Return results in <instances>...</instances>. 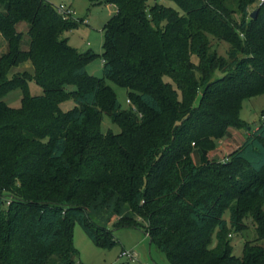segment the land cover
I'll use <instances>...</instances> for the list:
<instances>
[{
  "label": "trees",
  "instance_id": "obj_1",
  "mask_svg": "<svg viewBox=\"0 0 264 264\" xmlns=\"http://www.w3.org/2000/svg\"><path fill=\"white\" fill-rule=\"evenodd\" d=\"M90 1L115 7L103 76L87 67L98 53L65 35L84 18L0 0V264H84L76 221L102 247L117 242L110 221L142 228L173 264H264V245L246 240L239 256L231 238L248 218L264 238V108L228 160H209L231 127L249 128L243 100L264 93V0ZM104 114L119 132L102 131Z\"/></svg>",
  "mask_w": 264,
  "mask_h": 264
},
{
  "label": "rangeland",
  "instance_id": "obj_2",
  "mask_svg": "<svg viewBox=\"0 0 264 264\" xmlns=\"http://www.w3.org/2000/svg\"><path fill=\"white\" fill-rule=\"evenodd\" d=\"M56 4L62 3L68 6L73 11L74 17L84 18L80 25L65 33L69 37V43L80 51L92 49L96 53L93 59L88 62V71L96 76H103V41L104 31L103 26L111 17L115 8L108 3L92 4L90 0H52ZM166 5L173 6L181 10L174 0H158ZM154 0H150L153 3ZM255 3L252 10L255 9ZM2 38L0 34V39ZM26 40V39H25ZM24 40V41H25ZM2 41V40H1ZM6 46V45H5ZM0 43V53L5 49ZM228 44L224 41L213 39L212 50L218 48L219 53L226 55ZM14 69L23 70L24 68ZM11 74V73H10ZM107 82L115 89L118 99L124 108L130 106L128 101L127 89L107 79ZM30 90L32 94H41L43 88L35 81H30ZM5 100L11 106H19L21 104V90L14 89L5 96ZM75 105L73 99L68 98L61 103L63 110H69ZM264 108V93L249 98H245L242 102L241 117L249 122V128L254 129L259 125L261 110ZM101 128L103 132L112 130L119 132L118 124L113 123L107 114H104ZM248 133L246 127L236 128L231 127V134L221 138L209 152V160L225 161L228 160L229 154L238 147L243 138ZM245 139V138H244ZM193 158L199 163V154L193 152ZM229 216L228 211L225 214ZM247 227L243 231L231 232L234 253L241 256L246 240L255 241L264 245V238L258 239V233L255 223L251 218L246 219ZM108 228L113 231L117 242L111 247H102L97 245L85 232L82 225L76 221L74 224V244L79 250L78 261L84 264H173L165 252H163L156 243H151L147 232L142 228L135 227H118L114 221L108 223ZM135 249L138 252V258L135 261L122 256V250Z\"/></svg>",
  "mask_w": 264,
  "mask_h": 264
},
{
  "label": "built area",
  "instance_id": "obj_3",
  "mask_svg": "<svg viewBox=\"0 0 264 264\" xmlns=\"http://www.w3.org/2000/svg\"><path fill=\"white\" fill-rule=\"evenodd\" d=\"M57 7H58L59 11L64 12V13H68L71 10V8L63 5L62 3L57 4ZM121 255L126 256L128 259H130L132 261H135L138 258V252L135 249H126L125 248L122 250Z\"/></svg>",
  "mask_w": 264,
  "mask_h": 264
},
{
  "label": "crops",
  "instance_id": "obj_4",
  "mask_svg": "<svg viewBox=\"0 0 264 264\" xmlns=\"http://www.w3.org/2000/svg\"><path fill=\"white\" fill-rule=\"evenodd\" d=\"M113 6V5H112ZM114 7V6H113ZM115 8V7H114ZM18 68H24V69H28V70H31L32 69V63H31V61H26V62H23V63H21L19 66H17ZM14 69H17L16 67L14 68ZM13 69V72H15V70ZM17 71H19V70H17ZM258 126H256L255 128H257ZM250 130V128H248V131ZM248 134V133H247ZM246 134V135H247ZM246 135H245V137H246ZM244 137V138H245ZM244 138H243V140H244Z\"/></svg>",
  "mask_w": 264,
  "mask_h": 264
},
{
  "label": "water",
  "instance_id": "obj_5",
  "mask_svg": "<svg viewBox=\"0 0 264 264\" xmlns=\"http://www.w3.org/2000/svg\"><path fill=\"white\" fill-rule=\"evenodd\" d=\"M256 14H257V9H254V10L252 11V16L255 17Z\"/></svg>",
  "mask_w": 264,
  "mask_h": 264
}]
</instances>
